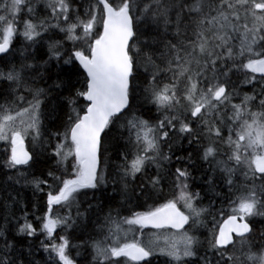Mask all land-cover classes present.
<instances>
[{"label":"snow or ice","instance_id":"snow-or-ice-1","mask_svg":"<svg viewBox=\"0 0 264 264\" xmlns=\"http://www.w3.org/2000/svg\"><path fill=\"white\" fill-rule=\"evenodd\" d=\"M111 139L121 206L165 180L178 197L121 218ZM0 142V264H40L36 239L44 264H264V0H0ZM50 158L61 174L35 175ZM15 185L44 194L33 220ZM133 227L179 239L121 240Z\"/></svg>","mask_w":264,"mask_h":264},{"label":"trees","instance_id":"trees-1","mask_svg":"<svg viewBox=\"0 0 264 264\" xmlns=\"http://www.w3.org/2000/svg\"><path fill=\"white\" fill-rule=\"evenodd\" d=\"M239 93L240 95L234 98V102H240L243 95L245 94L247 95L253 94L249 86L239 88ZM253 110L255 111L257 109L254 108ZM26 144H27L28 149L31 151L32 145H31L30 140H27ZM110 145L112 147V151L107 157L108 159L107 179L109 183L107 185V188L104 190L108 192L109 195L117 196V199L114 201V204L120 207L121 218L124 216H130L133 212H144V211H147L150 207H158L160 204L167 202V200L175 199L178 197V189L174 188L171 180H165L163 182L162 191L158 195H155L151 199H147L146 201L145 200L137 201L133 199L131 203H127L121 206L120 200L118 198L119 193L112 191L113 189L112 180H113V176L115 175L116 165L123 163V161L118 159L116 156L117 149H119L120 151L124 150L123 141H120L118 143L116 139H111ZM4 148H5L4 142H0V202H2L5 199L4 189L8 188V184L11 183L10 181H7L6 176H5L6 169H4V166H3V161L5 157ZM67 164L69 165V167L71 166V158L68 160ZM47 171H55L57 175L61 174V171L58 170V166L56 165L55 158H50L47 163L42 164L38 166V169L33 170V172L37 176H39L41 172L46 173ZM154 171H155V168L150 169V172H154ZM194 175L196 176V179L195 181L191 183L190 190L199 191L201 193V196L204 197L202 203L207 205L209 202V199L211 198V193L206 194L207 186L203 184L200 175H198L197 173H194ZM41 178H45V177H41ZM63 178H69L68 172L63 173ZM49 182L51 183V180H49ZM58 184L59 182H57V185ZM14 187L21 191L20 199L22 203L20 206H14L12 211L15 213V216L20 217L22 216L23 212L27 210L29 212V217H28L29 220H33V217L31 215L33 201H37L39 204V208L43 210L45 207L44 194H39L38 196L34 197L30 187H26L23 189H21L20 185H15ZM221 187H223V185H221ZM47 190H48L47 187H45V193L47 192ZM8 191H12L13 195H15V192L12 190V188H8ZM96 199H99V196ZM216 199L219 200L220 198L217 197ZM93 202H95V200ZM199 203H201V201H197V204ZM83 206L86 207V204ZM177 206L182 211H184L182 202L178 203ZM220 206L221 205L217 203V207H220ZM0 211H2V209H0ZM125 227L127 228L128 226H125ZM211 227H212V221H211V218H209L207 228H200L197 232V234L200 236V239L202 241H205V247H207L206 242H207V239L209 238L208 229ZM130 233L134 234L132 238L125 237L127 234H130ZM168 233L173 234V235H179V233L171 232L169 230L152 231V230H143V229L140 230L138 227H133V229L131 231H128L126 234L122 232L120 236H121V240L128 238L127 239L128 242L137 240L142 244H147L149 241L153 239L161 240V238L165 237V235ZM32 243H33V247L38 249L36 258L39 260L40 264H44V261L47 258V254L44 253L43 249L40 248L38 239L34 240ZM209 255H211V253H209ZM121 259L126 260L128 264H136V263H133L127 260L126 258H121ZM151 259L153 261V264H166V262L167 264H171L168 257H165V256L156 255V256H153ZM142 264H147V262H143Z\"/></svg>","mask_w":264,"mask_h":264},{"label":"rangeland","instance_id":"rangeland-1","mask_svg":"<svg viewBox=\"0 0 264 264\" xmlns=\"http://www.w3.org/2000/svg\"><path fill=\"white\" fill-rule=\"evenodd\" d=\"M26 141H27V140H26ZM26 141H25V142H26ZM182 203H183V202H182ZM124 234H125V233H124ZM133 236H134V234H133V233H130V234H127L125 237L132 238ZM128 238H125V239L127 240ZM166 238H167L169 241L178 240V239H179V235H173V234L168 233V234L165 235V237L161 238V240L153 239V240H151V241L155 242V243L158 244V245H163L164 242H165V239H166ZM125 239H124V240H125ZM125 264H128V263L126 262V260H125Z\"/></svg>","mask_w":264,"mask_h":264},{"label":"water","instance_id":"water-1","mask_svg":"<svg viewBox=\"0 0 264 264\" xmlns=\"http://www.w3.org/2000/svg\"><path fill=\"white\" fill-rule=\"evenodd\" d=\"M25 145H26V147H27V144H26V142H25ZM28 148V147H27ZM178 207V206H177ZM179 208V207H178ZM186 228L188 227V226H185ZM143 230H153V231H159V230H171V231H174V232H178L177 230H175V229H151V228H145V229H143ZM130 261V260H129ZM131 262H133V263H136V262H134V261H131ZM146 262V261H145ZM143 263V262H142Z\"/></svg>","mask_w":264,"mask_h":264}]
</instances>
